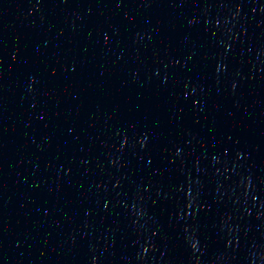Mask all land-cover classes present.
<instances>
[{
    "label": "water",
    "instance_id": "obj_1",
    "mask_svg": "<svg viewBox=\"0 0 264 264\" xmlns=\"http://www.w3.org/2000/svg\"><path fill=\"white\" fill-rule=\"evenodd\" d=\"M0 264H264V0H0Z\"/></svg>",
    "mask_w": 264,
    "mask_h": 264
}]
</instances>
